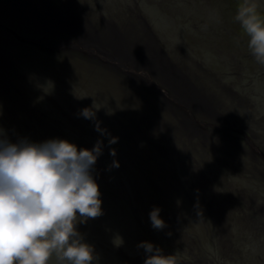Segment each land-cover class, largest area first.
<instances>
[{
  "label": "rangeland",
  "instance_id": "obj_1",
  "mask_svg": "<svg viewBox=\"0 0 264 264\" xmlns=\"http://www.w3.org/2000/svg\"><path fill=\"white\" fill-rule=\"evenodd\" d=\"M258 2L264 19V0ZM240 3L241 0H0V72L8 71L7 80L21 87L25 80H34L35 92L41 97L36 100L38 105H32L40 113L50 111L52 103L46 98L54 99L60 107L49 116L50 120L57 119V124L51 123L37 113L27 114V104L17 98L14 88L0 89V105L8 110L6 115L0 108V129L12 142L63 139L78 149L93 148L97 142L92 138L99 137L110 148L118 149L114 160L127 163L125 173L130 176V171L136 170L128 163L131 153L126 143L120 138L118 143L109 144L110 138L95 130L98 122L118 136L122 125L127 132L133 131L142 148L139 159L131 156L139 162L137 170L141 168L143 173L137 180L142 181L144 176L159 179L166 193L165 180L171 181L174 176L182 179L187 175L192 182L194 175L212 180L226 174L229 171L223 168L227 160L224 151L214 148L213 140L201 138L195 129L187 127L192 122L191 115L207 122L198 111L208 113L209 107L186 84L193 85L200 95L215 99L222 111L237 106L238 96L241 106H253L249 111L254 120L264 117V66L254 60L247 37L234 20ZM35 6H44L47 11L49 8L53 15L50 13L43 21ZM61 16L70 17L66 20L76 26L77 32L57 27L54 21ZM147 29L149 37L141 40ZM12 33L36 41L54 37L66 41L57 46L42 41L37 46L15 40ZM89 38L93 39L90 43ZM4 94L9 101H5ZM85 108L95 111V121L87 122L80 115ZM150 141H154L156 161H150L145 149ZM103 155L107 156L106 152ZM178 155L180 161L188 160V165L179 162ZM113 168L116 177L120 167ZM105 186H99L104 214L79 224L78 231L94 247L96 264H116L117 259L118 263L125 260L116 247L132 257L136 253L134 243L147 236H140L143 233L128 212L129 207L119 205L124 195L117 185H109L110 190ZM213 186L216 188L217 183L213 182ZM146 206L149 215L152 209ZM169 208L170 205L166 211ZM140 222L142 228L152 227L144 218Z\"/></svg>",
  "mask_w": 264,
  "mask_h": 264
},
{
  "label": "flooded vegetation",
  "instance_id": "obj_2",
  "mask_svg": "<svg viewBox=\"0 0 264 264\" xmlns=\"http://www.w3.org/2000/svg\"><path fill=\"white\" fill-rule=\"evenodd\" d=\"M35 9L43 21L47 19L48 15L50 16L49 8L47 11L44 6H35ZM63 18V16L60 17L61 20L70 17ZM143 34L144 37L141 40L149 37V30H145ZM11 35L15 40L22 43L36 44L37 46H40L42 41H46L52 46L63 44L62 42L66 41L62 37L59 38L62 41L55 37L49 40L46 38L41 40L40 38L36 41L20 38L13 33ZM115 40L119 42L118 39ZM0 70H3L2 67ZM6 74L8 71L0 72V89L14 88L17 98L22 99L27 104V109H23L27 114L37 113L39 117L44 116L50 120L49 116L53 114V110L60 109L54 99L46 98L45 100L52 103L50 111L40 113L32 105V103L38 105L36 100L41 97L39 92H35L37 86L33 83L34 80L31 78L28 82L25 80V85L21 87L20 84L13 83L11 79L7 80ZM15 75L11 77H15ZM186 86L209 107L208 113L197 110L203 113L208 119L207 122L197 120L191 115L192 122L187 127L191 130L192 128L195 129V134L198 133L201 138L213 140L214 148L224 151L227 160L224 162L226 167L223 168L229 172L221 173L220 177L215 176L212 180H204L202 176L196 177L197 175H194L191 176L195 179L192 182L188 181L187 175L183 176L182 179L174 176L171 181L165 180V185L168 186V193H166V191L164 192L165 189H161V180L159 179H149V176H144L142 181L137 180L138 177H142L143 173L141 168L137 170L139 162L131 159V156L139 159L142 148L133 131L129 133L125 127L119 125L120 135L116 136L112 130L108 131L106 130L107 127L99 125L100 129L106 130V137L121 138L126 143L128 152L131 153L128 163L139 173V176H137L136 171H130V176H128L125 173V170L128 169L127 163L119 162L120 172L115 177L112 167L115 156L110 155L109 151H104L105 148L110 150L111 145L103 142L105 148L102 147V150L104 153L106 152L107 156H104L103 153L97 158L92 173L93 177L99 186L105 184L107 190H110L109 185H117L118 191L124 195H121L120 200L123 202L119 205L122 206L123 204L124 207H129L128 212L140 227V230L137 228L136 231L139 230L141 234L143 233L140 235L142 237L147 236V238L143 237L142 241L151 242L162 249L165 255L174 256L178 264H264V117L254 120L249 111L253 106H241L242 101L238 96H235L237 106L222 111L215 99L207 98L203 94L200 95L189 83ZM0 94L2 93L0 92ZM4 98L5 101H9L5 94ZM0 108L7 115L8 110L1 105ZM32 115L35 116V114ZM35 118L37 119V117ZM86 121L89 122L88 119ZM50 122L57 124L58 121L52 117ZM70 122L72 123L71 119ZM92 139L94 142L101 140L99 137ZM81 148L90 149L87 146ZM111 149L118 150L114 147ZM145 149L149 151L150 161H156L154 141L148 142V147ZM177 158L179 162L182 163L183 161L182 164L186 165L187 163L188 165V160L180 161L179 155ZM184 170L186 173L190 171V169ZM113 179L114 181H112ZM213 182L217 183L216 188L213 186ZM112 191L110 192L112 193ZM179 199L181 200L180 203ZM164 200L167 202H163ZM160 203H165V205L162 206ZM146 204L151 209L158 207L161 210L160 218H165L164 222L167 227L163 230L141 227V219L144 218L150 222ZM169 205L171 208L166 211ZM122 217L127 218L123 214ZM140 242L134 243L136 253L132 257L127 256L116 247L119 255L125 259L120 260L122 264H143L144 250L137 247ZM119 263L117 259L116 264Z\"/></svg>",
  "mask_w": 264,
  "mask_h": 264
},
{
  "label": "clouds",
  "instance_id": "obj_3",
  "mask_svg": "<svg viewBox=\"0 0 264 264\" xmlns=\"http://www.w3.org/2000/svg\"><path fill=\"white\" fill-rule=\"evenodd\" d=\"M258 0H241L234 20L247 37L254 60L264 66V19ZM80 115L95 121V111ZM101 135L106 130L95 125ZM163 131V129H161ZM118 138L111 137L109 144ZM103 142L92 149L80 148L63 139L35 143L12 142L0 129V264H96L94 247L84 240L78 225L102 216L99 186L93 177ZM115 156V150H109ZM112 167H119L113 160ZM160 209L149 212L152 228L167 225ZM171 235V233H168ZM143 264H178L158 246L141 241Z\"/></svg>",
  "mask_w": 264,
  "mask_h": 264
},
{
  "label": "water",
  "instance_id": "obj_4",
  "mask_svg": "<svg viewBox=\"0 0 264 264\" xmlns=\"http://www.w3.org/2000/svg\"><path fill=\"white\" fill-rule=\"evenodd\" d=\"M51 22V21H50ZM59 22V23H58ZM58 22L54 21V23H56L55 25H57V27H61V29H63L64 31H67V32H74L76 30V26L73 25L72 22L68 21V20H61L59 19ZM58 23V24H57ZM73 34V33H72ZM93 39L89 38L88 39V43L92 42Z\"/></svg>",
  "mask_w": 264,
  "mask_h": 264
},
{
  "label": "bare ground",
  "instance_id": "obj_5",
  "mask_svg": "<svg viewBox=\"0 0 264 264\" xmlns=\"http://www.w3.org/2000/svg\"><path fill=\"white\" fill-rule=\"evenodd\" d=\"M159 75H161L160 72H159Z\"/></svg>",
  "mask_w": 264,
  "mask_h": 264
}]
</instances>
